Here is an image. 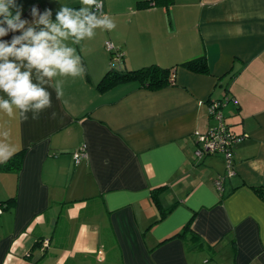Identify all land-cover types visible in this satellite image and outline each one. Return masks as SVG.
I'll list each match as a JSON object with an SVG mask.
<instances>
[{"label":"crops","instance_id":"1","mask_svg":"<svg viewBox=\"0 0 264 264\" xmlns=\"http://www.w3.org/2000/svg\"><path fill=\"white\" fill-rule=\"evenodd\" d=\"M134 1L103 0L105 14L138 16L145 34L117 42L121 67L170 69V85L101 93L110 58L81 43L84 79H65L61 100L49 88L53 107L39 119L3 117L25 155L18 173L0 171V264H264V199L255 190L264 187V0ZM17 2L29 21L33 7L54 20L61 6H81ZM203 57L209 74L182 66ZM227 97L225 124L241 140L236 174L219 190L227 161L198 158L194 135L217 125L209 107Z\"/></svg>","mask_w":264,"mask_h":264},{"label":"clouds","instance_id":"2","mask_svg":"<svg viewBox=\"0 0 264 264\" xmlns=\"http://www.w3.org/2000/svg\"><path fill=\"white\" fill-rule=\"evenodd\" d=\"M81 6H61L55 13L31 9V21L22 19L16 0H0V164L7 163L19 147L3 120H33L51 109L52 91L64 97V80L84 79L87 69L77 52L82 41L97 30L111 32L114 19L103 12V0H80ZM11 36L10 40L5 37ZM67 103V101H64ZM57 113L53 111L51 118Z\"/></svg>","mask_w":264,"mask_h":264},{"label":"trees","instance_id":"3","mask_svg":"<svg viewBox=\"0 0 264 264\" xmlns=\"http://www.w3.org/2000/svg\"><path fill=\"white\" fill-rule=\"evenodd\" d=\"M18 0H16V4ZM18 5V4H17ZM113 65V64H112ZM182 66L188 70L199 73L209 74L210 69L206 58H198L184 63ZM172 80L171 70L159 66H148L137 70H125L124 68L116 69L113 65L103 76L97 85L99 92L104 93L108 90L130 82H135L140 87L148 90H160L170 85ZM25 150L16 153L7 163L0 164V171L18 173L22 168ZM257 193L264 199V187L255 189ZM12 198L8 202H12ZM156 203L158 201L156 200ZM4 205V204H3ZM2 204L0 206H3ZM39 241L36 245L41 246Z\"/></svg>","mask_w":264,"mask_h":264},{"label":"built area","instance_id":"4","mask_svg":"<svg viewBox=\"0 0 264 264\" xmlns=\"http://www.w3.org/2000/svg\"><path fill=\"white\" fill-rule=\"evenodd\" d=\"M107 47L111 49L114 54L118 53L116 60L120 65L124 59V54L120 51H114V45L111 42L107 44ZM228 101H234V99L227 97L224 98V100L211 103L209 107L210 114L211 117L217 122V125L205 133L197 132L194 135L197 143L195 155L198 158H203L205 155L208 156L221 154L227 161V174L225 177L220 176L215 182L216 187L219 190L222 189L225 178H232L236 174L233 166V147L238 141L241 140V137L237 136L232 131V129L225 124L223 110ZM85 151L86 146L84 145L81 150L74 154L75 163H79L81 159L86 156ZM47 244L48 242L45 243V246H47Z\"/></svg>","mask_w":264,"mask_h":264},{"label":"rangeland","instance_id":"5","mask_svg":"<svg viewBox=\"0 0 264 264\" xmlns=\"http://www.w3.org/2000/svg\"><path fill=\"white\" fill-rule=\"evenodd\" d=\"M106 2H108V4L113 7V8H117L118 6H126L129 4V1L131 0H105ZM132 3H136V1L132 0ZM131 14L127 13V15L125 16H121V17H116L114 19L115 23H116V28L111 31V32H107V31H101V30H97V35L94 39L92 40H86V41H82V50H88L90 52L93 53H98V52H102V50H104L105 54L110 58V63H109V68L110 69L113 65L116 67V69H120L121 65L123 66V63L119 65V63L117 62L116 58H117V54H114V52L111 51V49H109L107 47V44L109 42H111L114 45V51H120L121 53L125 54V50L120 48L117 45V42H122V41H128V43L130 41H135L136 40V36H141L140 38H144L145 34L141 33L137 28H138V21H139V17L138 16H130ZM130 18V25H128V19ZM130 26V28H129ZM77 47V46H75ZM129 50H130V45L128 46ZM113 64V65H112ZM52 226L55 227V219L52 220ZM52 227V228H53ZM50 235V234H49ZM51 236V235H50ZM45 242V241H43ZM42 242V244H43ZM40 253V252H38ZM51 259L50 262H53L54 259L48 257V258H44L42 259L41 262L37 263V264H48L49 260ZM49 262V263H50Z\"/></svg>","mask_w":264,"mask_h":264},{"label":"water","instance_id":"6","mask_svg":"<svg viewBox=\"0 0 264 264\" xmlns=\"http://www.w3.org/2000/svg\"><path fill=\"white\" fill-rule=\"evenodd\" d=\"M38 260H39V257H36V258L33 260V262H34V263H37Z\"/></svg>","mask_w":264,"mask_h":264}]
</instances>
